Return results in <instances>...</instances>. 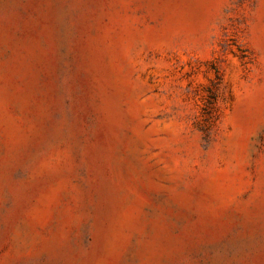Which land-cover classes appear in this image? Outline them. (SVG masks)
<instances>
[{
  "label": "rangeland",
  "instance_id": "obj_1",
  "mask_svg": "<svg viewBox=\"0 0 264 264\" xmlns=\"http://www.w3.org/2000/svg\"><path fill=\"white\" fill-rule=\"evenodd\" d=\"M0 264H264V0H0Z\"/></svg>",
  "mask_w": 264,
  "mask_h": 264
}]
</instances>
